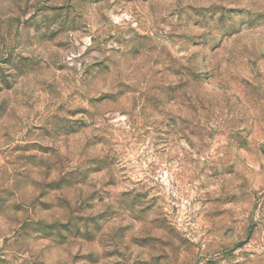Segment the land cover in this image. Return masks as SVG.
Here are the masks:
<instances>
[{"label": "rangeland", "instance_id": "374dc122", "mask_svg": "<svg viewBox=\"0 0 264 264\" xmlns=\"http://www.w3.org/2000/svg\"><path fill=\"white\" fill-rule=\"evenodd\" d=\"M0 264H264V0H0Z\"/></svg>", "mask_w": 264, "mask_h": 264}]
</instances>
